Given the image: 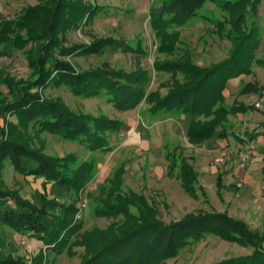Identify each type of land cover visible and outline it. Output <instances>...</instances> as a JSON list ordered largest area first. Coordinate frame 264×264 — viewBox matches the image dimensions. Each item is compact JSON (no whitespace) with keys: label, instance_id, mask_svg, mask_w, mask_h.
Listing matches in <instances>:
<instances>
[{"label":"trees","instance_id":"trees-1","mask_svg":"<svg viewBox=\"0 0 264 264\" xmlns=\"http://www.w3.org/2000/svg\"><path fill=\"white\" fill-rule=\"evenodd\" d=\"M208 4L214 5L219 16L215 11L205 13ZM260 4L262 0H153L149 27L157 41L156 52L164 57L153 62V70L169 75L165 95L148 89L150 74L139 66L125 71L103 62L81 70L67 59L100 56L108 50L147 55L141 36L134 45L111 36L65 45L71 30L89 25L103 10L88 0H38L14 18L0 20V57L21 51L30 70L27 78L18 79L0 73V82L7 89V93L0 92V225L39 240L55 253L74 256L76 249L82 248L81 264H167L206 237L253 249L249 255L214 264H264V231H254L228 213L203 210L164 223L145 196L121 190L122 170L100 187L103 198L94 208L97 217L113 221L104 229L83 230L82 216L76 218L77 204L93 178L94 162L78 164L75 154H46L42 138L47 133L78 142L92 152L106 151L108 135L124 126V122L104 115L77 113L61 97L43 94L49 87L64 86L76 97L104 96L118 110H134L143 102L152 115L182 116L187 120L190 143L224 139L229 133V117L253 108L235 102L228 106L225 93L228 81L249 75L254 63L264 64V59L255 57L260 45L256 23ZM192 21L210 24L218 39L229 42L224 58L200 65L191 51H181L182 29ZM246 141L247 145L253 138ZM172 158L165 159L168 173L179 180L186 193L196 196L198 172L186 158ZM6 162L16 174L43 179L44 187L50 184L55 192L75 198L60 203L43 193L35 201L23 198L17 190L5 189L1 177ZM262 173L264 177V165ZM222 177L218 173V191L224 187ZM41 253L29 260L0 252V264H45Z\"/></svg>","mask_w":264,"mask_h":264},{"label":"rangeland","instance_id":"rangeland-1","mask_svg":"<svg viewBox=\"0 0 264 264\" xmlns=\"http://www.w3.org/2000/svg\"><path fill=\"white\" fill-rule=\"evenodd\" d=\"M88 1L103 7V10L89 25L71 30L67 34L65 45L89 43L94 37L107 36L124 39L134 45L141 36L147 55L140 57L121 50H108L100 56L74 55L67 59L81 70L93 68L103 62H107L112 68L125 71L139 66L150 74L148 89H158L161 95H165V84L169 75L157 74L153 70V62L164 59L156 52L157 41L149 27V9L153 0ZM37 2L38 0H0V20L12 19L23 8ZM262 2L264 6V0ZM210 11H215L212 4L205 7L206 14ZM212 30L213 27L203 21H192L185 25L179 45L181 51H191L200 65H209L224 58L230 46L229 42L218 39ZM2 72L17 79L27 78L30 70L23 53L14 50L11 55L0 57V73ZM0 92L7 93L1 82ZM43 94L45 97H61L77 113L104 115L124 122L119 132L108 135L109 149L106 151L92 152L78 142L64 141L47 133L42 135L46 143V154H75L78 164L84 161L94 162L93 178L83 194L86 200V207L81 213L83 230L104 229L113 221L97 217L94 208L103 198L99 192L100 187L107 185L117 170H122L121 190L145 196L148 204L156 210L157 218L164 223L178 221L189 213L203 210L228 213L231 217L244 221L252 230L260 233L264 231V215L257 211L256 192L248 190L252 185L248 188L235 177L227 178L226 175L230 174L229 168L216 162L219 150L224 151L232 146L235 148L238 141L210 139L198 144L190 143L186 137L187 120L177 114L164 112L152 115L148 110L149 105L143 102L134 110L122 111L113 107L104 96L80 98L73 96L64 86L49 87ZM228 101L229 99L225 100L226 104H230ZM259 102L258 109L264 112V102ZM246 127L243 120L236 131L243 134ZM220 142L224 145H219ZM166 156L186 158L198 172L200 188L197 189L196 196L186 193L179 180L168 173ZM236 157L238 162L239 153ZM218 173L225 174L222 179L224 187L220 191L216 188ZM1 178L5 189L17 190L23 198L29 200L36 201L38 195L43 193H47L49 199L57 198L60 203H70L75 198L70 193L55 192L50 184L44 187L43 179L24 178L16 174L8 162L5 163ZM21 237H26L27 247L20 243ZM76 250L74 256L55 253L46 250L39 240L0 225V252L14 258L31 260L41 251L45 264H81L80 255L83 249ZM252 251V248L227 243L216 237H206L198 244L185 248L176 258L167 261V264H214L228 258L249 255Z\"/></svg>","mask_w":264,"mask_h":264},{"label":"crops","instance_id":"crops-1","mask_svg":"<svg viewBox=\"0 0 264 264\" xmlns=\"http://www.w3.org/2000/svg\"><path fill=\"white\" fill-rule=\"evenodd\" d=\"M263 7L262 2L256 19L258 28L257 34L260 38V45L255 52V57L258 60L264 59ZM246 86H248V88L242 92ZM236 94L239 95V97ZM225 96L226 99H229L228 102H230V104H227L228 106H231L235 102L251 106L253 108L247 112L238 113L229 117L230 128L228 136L221 140H224V142L229 140L238 141V144L235 148H232V146L231 148H226L224 151L219 150L220 152H218L217 159L223 158V162L219 164L225 165L229 168L228 173L230 174L226 175L227 178L235 177L236 179L241 180V183L246 184L248 188L249 185H252L248 190L256 192L257 211L264 215V177L262 173V167L264 165V112L258 108H254L253 106L254 103L259 101L264 102V64L254 63L251 66V73L249 75H241L238 78L228 81ZM243 120L244 125L247 127L245 128L243 134H239L236 131V128L238 129V125ZM248 137L253 138L255 150L247 161L249 170L246 171L245 169L240 168L239 161L237 162L236 156L237 153L244 150L247 143L246 138ZM239 138L241 140H239ZM219 145L224 144L223 142H220ZM229 149H234L235 151L232 152L229 151ZM224 176L225 174L223 173V177Z\"/></svg>","mask_w":264,"mask_h":264},{"label":"built area","instance_id":"built-area-1","mask_svg":"<svg viewBox=\"0 0 264 264\" xmlns=\"http://www.w3.org/2000/svg\"><path fill=\"white\" fill-rule=\"evenodd\" d=\"M255 107L259 108L260 107V102H257L255 104ZM254 150H255V143L254 142H249L245 146L244 150L242 152H239L238 161H239L240 168L245 169L246 171L249 170L247 161H248L249 157L253 154ZM216 162L217 163H222L223 162V158L217 159ZM78 207H79V211H78V213L76 215V218H80L82 211L86 207V200L84 199V197H80ZM20 243L22 245L26 246L27 245L26 237H21Z\"/></svg>","mask_w":264,"mask_h":264}]
</instances>
